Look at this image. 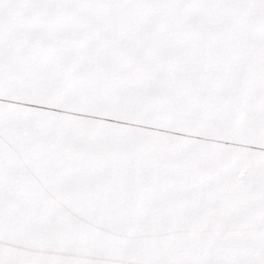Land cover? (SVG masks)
Returning <instances> with one entry per match:
<instances>
[{
  "label": "snow or ice",
  "instance_id": "6c2138e0",
  "mask_svg": "<svg viewBox=\"0 0 264 264\" xmlns=\"http://www.w3.org/2000/svg\"><path fill=\"white\" fill-rule=\"evenodd\" d=\"M0 264H264V0H0Z\"/></svg>",
  "mask_w": 264,
  "mask_h": 264
}]
</instances>
